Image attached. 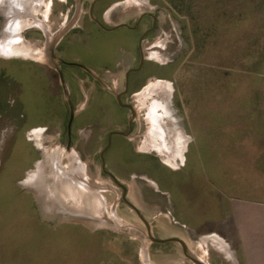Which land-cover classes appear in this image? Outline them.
I'll list each match as a JSON object with an SVG mask.
<instances>
[{
	"label": "rangeland",
	"instance_id": "rangeland-1",
	"mask_svg": "<svg viewBox=\"0 0 264 264\" xmlns=\"http://www.w3.org/2000/svg\"><path fill=\"white\" fill-rule=\"evenodd\" d=\"M137 1L140 0H128L129 5L134 4L125 13L129 19L137 17L147 7L146 3ZM146 1L148 4L149 0ZM46 2L49 7L51 0ZM150 2L153 6L159 4L164 8L160 9L163 21L167 11H172L183 22L185 35L184 39L181 38V58L173 78L166 81L167 84L150 79L148 84L128 97L137 108L136 118L143 135L149 129V109L145 106L155 105L152 103L154 97L163 95L175 106L179 123L173 126L180 138L175 147L179 152L177 155H170L169 152L167 158L159 154L158 159L165 170L163 175L170 179L173 175L174 178H184L183 172L187 171L192 173L193 180L204 178L212 183L216 174H210L208 168L212 172L222 169L224 182L230 179L236 188H246L247 196L264 201V158L234 156L241 149L254 152V140L257 136L264 137V0ZM78 4L81 5L79 0ZM64 5L71 8L74 3L67 1ZM153 6L150 8L154 9ZM55 7L49 14L50 7L44 12V8L37 6L33 14L49 27V39L44 36L47 31L42 26L27 25L20 29V39L7 47L14 54L0 55V264H193L185 257L178 242H152L146 225L132 205L149 222L155 237L175 234L185 239L190 248L210 264H237L236 258L241 261V255L232 253L228 244L219 237L211 235L202 238L198 245L190 233L173 223L167 196L153 190L147 171L136 167L130 169L119 159L110 158L106 161L105 170L127 187V198H122V187L103 171L99 156L106 134L114 128V124L106 121L101 126H89L86 123L79 130L75 145L70 150L62 144L66 96L57 72L43 59L41 52L46 49L47 54V41L51 42L64 33L60 24L65 19L57 13L60 7ZM28 16L27 23H32L33 17ZM18 25L21 26V23ZM60 49V46L56 48L57 51ZM26 75L36 76L29 79ZM38 82L43 88L40 93L36 87ZM82 102L80 100L78 113L82 111ZM27 105L41 110L29 118ZM181 119L184 123L182 137L179 131ZM212 120L214 132L211 130ZM206 129L212 132L208 141L214 146L217 156L196 158L195 147L204 144L207 137L202 134ZM142 139L141 135L134 139L137 150H153L152 147L143 150ZM188 140L192 142V152L187 155L185 143L189 144ZM19 141H29L38 152V159L37 155L29 153L27 161L22 163L27 152L22 145H18ZM56 149H61L62 169L67 171L70 166L79 164L78 177L81 176L96 193H100L96 205L86 207L84 213L105 224L90 229L83 223L55 224L39 218L30 192L18 182L27 180V171L34 170L35 162L40 160V152L47 157ZM222 153L225 155L222 156ZM165 162L179 168V172ZM46 163L42 172L45 181H48L50 170H45L49 165L48 157ZM213 167L216 168L214 171ZM3 169L9 172L18 170L16 179L9 175L4 179L1 175ZM238 194L245 195L242 192ZM65 195L66 203L75 206L78 195ZM53 200L58 201L60 197L56 195Z\"/></svg>",
	"mask_w": 264,
	"mask_h": 264
},
{
	"label": "flooded vegetation",
	"instance_id": "flooded-vegetation-1",
	"mask_svg": "<svg viewBox=\"0 0 264 264\" xmlns=\"http://www.w3.org/2000/svg\"><path fill=\"white\" fill-rule=\"evenodd\" d=\"M108 1L110 0H90L87 9L80 17L82 28L72 30L75 31L72 33L85 36L86 43L67 40L63 48L64 56L57 58L69 93V99L66 98L64 102L67 111L61 141L66 147L70 143L71 149L84 124L101 126L102 123L109 121L114 124V128L107 132L99 155L100 160L103 157L105 161V168L108 159L115 161L119 159L130 169L136 167L149 174L155 173L154 177L158 179L164 171L158 156L155 152L137 150L134 143V139L140 135L144 140L146 133L140 134L142 128L137 119V108L128 97L148 84L150 79L169 81L173 78L179 67L180 45L185 37L183 22H180L170 10L167 11L168 15L163 21L160 15L162 6L151 5L154 9L150 8L152 0H149L150 4L137 17L132 16L129 19L127 14L121 16L116 12L111 13V19L118 21L110 24L105 19ZM74 63H79L87 69ZM55 71L57 72L56 69ZM110 77L117 78L118 87L114 85L113 80L107 79ZM61 88L64 93L62 85ZM86 92L89 94L85 97ZM80 100L84 102L81 104L83 105L82 111L78 113ZM118 100L122 105L133 106L135 114L130 107L121 106ZM70 104L73 105L75 112L69 130ZM171 106H145V109H149V121L158 120V118L165 119L171 127L173 122L179 123L175 114V106ZM38 109L33 108L32 117L38 114ZM137 129L138 132L135 133ZM172 135L168 130V138ZM161 142L158 141V144L151 142V145L161 148L163 145ZM150 148L149 146L146 149ZM191 150L190 140L185 154H190ZM41 154L40 152V157ZM105 168H102L103 171L111 174ZM175 169L179 168H172V170ZM152 170L157 172H152ZM155 182L161 187L160 180ZM125 188L127 198L128 190L126 186ZM30 194L33 199V194L31 192ZM126 198L123 199L126 200Z\"/></svg>",
	"mask_w": 264,
	"mask_h": 264
},
{
	"label": "crops",
	"instance_id": "crops-1",
	"mask_svg": "<svg viewBox=\"0 0 264 264\" xmlns=\"http://www.w3.org/2000/svg\"><path fill=\"white\" fill-rule=\"evenodd\" d=\"M45 1L46 0H24L26 6L25 9H21V11L18 12L19 14L17 13V16L22 19L20 27L21 30L27 27V25L42 26V28L47 31L44 36L49 39V27L47 28L45 23L36 19V17L33 15L35 13L34 8L39 6L40 8H44V12H46V9L50 7L49 14H51L55 10L54 7L57 5L58 7H60L58 8L57 13H59L60 16L65 20H63V22L60 24L61 29H64V33L52 39L54 41L53 44L55 57L58 58V56H64L63 48L64 43L67 40L76 43H86L85 36L79 35L77 33H72L75 32L72 30L74 28H82V26H80L82 25V20L80 17L87 9L90 0H79V2H81V5L78 4V0H51V2L49 3V7H47L48 4L47 2L45 3ZM67 1H73L74 5L71 8L68 7L69 5H67V7H63V5L66 4ZM137 3H146V6H148L150 2L147 4L146 0H144V2L140 0L137 1ZM131 5L133 6L134 4L132 3L129 5L128 0L108 1L105 15L106 21L110 24L117 22L118 20L111 19L110 14L116 12L121 16L126 15L125 13L127 10H129V7ZM27 15H29L28 17H33L34 21L32 23H27ZM37 22H41V24L39 25L37 24ZM58 46L61 47L59 51L56 50ZM58 52L59 55L57 54ZM107 79L113 80L114 85L118 87L116 77H110ZM88 94L89 93L87 92L84 93L85 97L88 96ZM226 123L229 124L227 120ZM183 124L184 123L181 119L179 124L180 137H182L181 128L182 126H184ZM211 125L213 126V129L211 130L214 132L215 124L213 120L211 121ZM210 132V130L206 129L204 134H202V136L207 137L206 140L204 139V144H202L201 146L196 145V158L205 156H217L214 154V146L211 145L208 141V138L212 133ZM255 137L256 135H254V138ZM257 137L258 138L256 139V141L254 140L253 142L254 152H249V149H241L236 152L234 156L241 158H264V137ZM167 139L168 136H166V141L167 143H170L169 139ZM170 139L172 138L170 137ZM185 140H187V138H185ZM168 146L172 147L170 146V144H168ZM185 146L186 151L188 143H185ZM143 152H155L158 157L160 156L154 149ZM199 152L201 153L199 154ZM202 152L205 153L202 154ZM221 155L224 156L225 154L222 153ZM164 164L170 166L166 162ZM259 167H262L260 163ZM215 169L216 168L214 167L212 168L213 171ZM208 171L213 176H215L216 174V178L212 180V183L207 182V180H205L204 178H197L193 180L190 176L192 173L187 171H182L183 173H185L184 178H174L173 175V177L170 179L169 176L167 177V175H163L162 172L161 173L163 176L160 174L158 179L154 177L155 173H147V176L150 179V181L148 182H151L154 186L153 190L167 196L166 198L168 205H170L171 207L170 213L174 217L173 223L177 224L178 227L190 233L191 237H193V239H196L198 245V241L202 238L211 237V235H214L222 239L223 243L225 242L226 244H228L229 248L233 251L232 253H239V255H241L242 262L240 261V258H236L237 264H264V201L247 196L246 192L248 190L246 188H236L233 184H231L232 181L230 182V179H228V182H224L223 177H221V174H224L222 172V169L212 172L208 168ZM152 172H154V170H152ZM158 180L162 182L163 187H159L157 185L155 181ZM238 192L245 193V195H239ZM173 236L177 235L167 233V235L163 236V238Z\"/></svg>",
	"mask_w": 264,
	"mask_h": 264
},
{
	"label": "bare ground",
	"instance_id": "bare-ground-1",
	"mask_svg": "<svg viewBox=\"0 0 264 264\" xmlns=\"http://www.w3.org/2000/svg\"><path fill=\"white\" fill-rule=\"evenodd\" d=\"M6 3L8 4L9 9H11V11H13V8H12L13 4L15 5L16 11H18V12L21 11V9L24 10L26 7L24 0H0V6L2 4L4 5ZM0 10H3V8H0ZM11 11H8V12L10 13ZM19 20H20L19 16H15V15H13V17H10L9 19L6 20L5 25L3 26L4 32L0 35V55L11 56L12 54H14V52L11 51L12 49L9 51V49L7 47L12 46L13 43H15L18 39H20L21 35L19 34V32H20L21 26L18 25V23H21V20L20 21ZM41 52H43V56H42L43 59H45V61H47L48 58H45L48 54V53L46 54V49L44 51H41ZM166 84H167V82H166ZM156 88H157V86H156ZM151 89H152V87H151ZM159 93H160V91H159ZM161 93H163V91ZM158 96L153 98V100H152L153 104L158 105V106L168 105L169 107H172L171 104L169 103V101L167 100V98H165V97L163 98V95L161 97H158ZM153 108H155V106H153ZM176 116H177V121H179V117L177 114H176ZM175 122H176V120H175ZM167 124H168L167 120L159 119V118H158V120L152 119L151 121H149V129H147V133L145 135L146 138L143 140V143H142V145H143L142 149L143 150L144 149L147 150L146 148L150 146L155 151H157L158 154H162L166 158L169 156V152H170V155L171 154L177 155V153L179 151H178V148H175V147H176L177 141H179L180 138H179L178 132L174 129V126H173V125H176V123L173 122L171 124L172 127L171 126L169 127V125H167ZM168 130L170 133L173 134L171 136L172 139L168 138L170 143L169 142L167 143V141H166V136H167ZM160 136H163L164 138L160 137ZM158 141L159 142L162 141L161 144H163V145L160 144L161 148H159V147L155 148L154 146L151 145V142L158 144ZM168 144H170V146H172V147H169ZM180 147H182V146H180ZM47 157H48V162H49L50 170H51V172L49 173V176H50L49 180L48 181L44 180L45 179L44 178V172H42V169H43L45 162L43 163V162H41V160H38L35 162L34 170L31 171V169H30L27 171V174H29V175H28V178L25 182L26 185L31 186V187H35L36 189H38V193H41L42 190L44 191V189H43L44 184L49 183V185H51V184L53 185V187H52L53 189L60 191V194L62 193V191H64L65 194H67V195L76 194V195H78V200L76 201L77 203L75 206H72L74 210L72 212H69V214L72 217H76V216L80 217V220L87 222L92 228L96 227V225L105 224L103 221L101 222L100 220H98L95 217H92L91 215L90 216L92 218L87 219L85 217V215H87L84 213V210L86 209V207H89V208H91L92 206L94 207L96 205L97 199L101 195L99 192L96 193L94 191L93 187L90 186V184H88L87 182L82 180L81 176L78 177L79 175L76 172L78 169L77 166L79 164H75L74 166L73 165L70 166V169L67 171L63 170L61 167V163H60V161H61L60 159L62 158L61 149L52 150L47 155ZM86 191H87V193H86ZM89 191L91 192V194L89 193ZM67 195H65V196H67Z\"/></svg>",
	"mask_w": 264,
	"mask_h": 264
},
{
	"label": "water",
	"instance_id": "water-1",
	"mask_svg": "<svg viewBox=\"0 0 264 264\" xmlns=\"http://www.w3.org/2000/svg\"><path fill=\"white\" fill-rule=\"evenodd\" d=\"M0 8H3V10H0V17L2 20V29L0 30V35L4 32L3 30V26L5 25V22L7 19H9L10 17H13V15L17 16L18 11H16V7L13 4L12 8L13 11H11V9H9L8 4H2L0 6ZM8 11H11L10 13ZM8 12V13H7ZM54 41L52 40L51 42L47 41L46 43V48L48 49V54H49V58L47 59V62L51 65H53V67L57 70L58 74H59V79H60V83L64 88V94L66 96L67 99H69V93L65 84V80H64V76L62 73V70L59 66V63L57 61V58L55 57L54 54ZM77 64L79 66L84 67L85 69H87L85 66L79 64V63H74ZM118 102L121 104V102L118 100ZM121 106H126V107H130L131 111L135 114V108L130 105H122ZM74 109H73V105L70 104V120L68 123V128L70 130V126H71V122L73 120L74 117ZM120 134H124V133H120ZM109 142H110V137H109ZM67 150H70V143L67 144L66 147ZM41 162H45L46 163V157L45 155L41 154L40 157ZM102 160V168H105V161L103 159V157H101ZM35 166V164H34ZM46 171L50 170V166L48 165V168H45ZM51 172V170H50ZM112 179L123 188V198H126L125 196V192H126V188L123 184H121L116 177L113 174H109ZM46 180V177H44ZM48 180V179H47ZM26 180L23 181H19L18 184L20 186H22L26 191L31 192L33 194V200H34V205L35 208L37 209L39 218L42 220H50L55 224H60L62 222H76V223H83L84 225L88 226L90 229H92V227L85 221L80 220V217H72L69 212H72L74 209L72 207V205L67 204L66 203V199L64 197L65 192L62 191V193L60 194V191H57L51 187H53V185H49L48 183L44 184L43 189L41 193H38V189H36L35 187H31L26 185ZM54 193V195H53ZM60 194V195H59ZM53 195V196H52ZM57 196L60 197V200L55 201L53 200V198H55ZM60 201V202H59ZM132 205V204H131ZM132 207L135 209L137 215L140 217V219L144 222V224L146 225V229H147V234L149 239L152 242H157V243H167V242H178L181 247H182V251L183 254L185 255V257H187L189 259L190 262H192L193 264H209L207 261H205L204 259L200 258L199 255H197L189 246V244L187 243V241L181 237H177V236H173V237H168V238H158L155 237L152 233V229H151V225L149 224V222L141 215V213L139 212V210L132 205ZM85 217L87 219L92 218L90 215H85Z\"/></svg>",
	"mask_w": 264,
	"mask_h": 264
},
{
	"label": "trees",
	"instance_id": "trees-1",
	"mask_svg": "<svg viewBox=\"0 0 264 264\" xmlns=\"http://www.w3.org/2000/svg\"><path fill=\"white\" fill-rule=\"evenodd\" d=\"M27 76V75H26ZM36 76V75H35ZM35 76H27L29 79H31V78H35ZM36 84V83H35ZM38 86V93H40V92H42L43 90V88H41L42 87V84H41V82H38L37 84H36V87ZM28 106V110H27V112H29V118H31L32 117V110H33V108L34 107H32V105H27ZM33 106H35V105H33ZM38 110H41V109H38ZM33 118V117H32ZM30 144L31 143H29V141L28 142H23V141H19V143H18V145H22L23 147H24V150L27 152L26 153V155H25V159H22L21 160V162L23 163V162H26L27 161V159H28V156H27V154H29L30 153V155H33V156H35V155H37L36 157H37V159H38V152L33 148V147H31L30 146ZM36 159V160H37ZM9 169V168H8ZM3 173H1V175H4V179H6V177L9 175V177L10 178H12V179H16V176H17V173H18V170H14V171H12V172H9V170L7 171L6 169H3ZM9 179V178H8ZM9 188V187H8ZM8 188H6V191H8ZM7 194H9V192H6ZM11 196H12V198H14L15 197V195L14 194H12L11 193Z\"/></svg>",
	"mask_w": 264,
	"mask_h": 264
}]
</instances>
